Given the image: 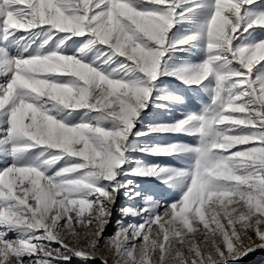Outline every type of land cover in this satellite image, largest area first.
<instances>
[{
	"label": "snow or ice",
	"instance_id": "6c2138e0",
	"mask_svg": "<svg viewBox=\"0 0 264 264\" xmlns=\"http://www.w3.org/2000/svg\"><path fill=\"white\" fill-rule=\"evenodd\" d=\"M190 2L0 0V264L95 259L117 197L141 196L133 190L139 185L122 179L131 176L179 184L183 195L170 204L144 196L142 206L121 207L104 245L117 264H153L157 252L154 264H236L264 250V39L234 44L249 29H264V7H253L260 0H213L203 32L170 42L177 17L194 10L176 9ZM74 38L86 42L68 54L65 45L82 43ZM198 39L206 58L168 71L167 52ZM96 44L104 50L86 60ZM114 57L122 59L111 68ZM162 75L196 86L214 77L202 114L148 129L193 135L196 145L140 149L190 154L192 164L125 170L129 137ZM127 217L142 222L126 225ZM197 233L203 248L187 240Z\"/></svg>",
	"mask_w": 264,
	"mask_h": 264
},
{
	"label": "rangeland",
	"instance_id": "374dc122",
	"mask_svg": "<svg viewBox=\"0 0 264 264\" xmlns=\"http://www.w3.org/2000/svg\"><path fill=\"white\" fill-rule=\"evenodd\" d=\"M213 0H191L190 3L181 4L176 9L178 13L184 12L185 9H194L188 12L182 19L177 17V23L173 29L169 32L170 42L177 41L186 38L190 34H199L204 31L205 23L212 14L211 4ZM197 5H205L204 7H196ZM137 7L155 8V5H137ZM163 8V6H159ZM253 7H264V0H260L259 5ZM82 41L80 44L74 45L69 49L68 45H65V51L68 54H72L76 49L83 47V43L86 42V38H74ZM264 39V29L257 28L255 30L249 29L248 32L242 34L239 40L234 41V44L241 42H249L251 40ZM72 42L68 41L70 45ZM97 50L103 51V46L99 44L91 46L85 52V59L91 60L95 57ZM15 51V48H13ZM206 58V49L204 39H198L189 44L183 45L180 48H173L167 52L164 57V66L168 71L180 70L198 64ZM103 59V58H102ZM122 58L114 57V63L111 64V68H115L117 63ZM99 63V62H98ZM235 68H239V65H233ZM0 83H3V78L0 77ZM155 89L152 93V102L144 108L140 114L139 120L136 123L135 128L132 130V135L129 137V151L127 152L128 163L125 164V170H131L141 166L149 165H161L169 166L174 169H188L192 164V157L190 154H178L173 156H158L149 155L146 151H140L143 149H150L154 146L171 145L179 143L183 145H196L198 138L193 135L187 134H175L171 132H152L148 133L150 127L157 125H173L175 122L185 118L190 114H202L204 110L211 104L214 96V77L210 76L202 85H188L177 78L176 75H162L156 82ZM166 98H182V100H172ZM105 127H111V122H107ZM247 131V130H246ZM148 133L146 135L136 136V133ZM245 146L238 145L237 148H243ZM233 148L231 151H235ZM27 159V157H26ZM2 166V165H0ZM60 165H57L59 167ZM122 179H131L138 188H134V191L141 193L140 197H137L135 202L129 201L123 195V191L117 197V202L113 208L111 222L106 226L103 236L100 238L99 247L100 252L97 253L95 259H88L85 261L82 258L73 257L71 264H103L101 254L103 258L107 260V264H117L118 257L115 254V250L104 247L108 237L114 235L116 231V220L121 217L120 209L126 203L132 204L133 207L142 206L143 197H151L155 201H163L165 204H170L173 201L179 200L183 195V187L179 184L164 183L160 179L153 178L151 176H131L123 177ZM163 215V208L160 210ZM142 222L139 217H127L124 223H140ZM95 230V225L90 226ZM202 227V226H201ZM154 229L158 226L154 225ZM81 230L78 227V231ZM14 238V234H10ZM151 238H155V233L151 234ZM71 236L66 237V241L71 240ZM189 242H195L197 246L205 247V242L202 234H189L187 237ZM136 243L137 245L143 244V240L130 241V243ZM59 245L52 244L51 247L55 248ZM187 247V246H186ZM185 247V252H186ZM87 250V249H86ZM90 251V250H88ZM264 250H257L256 252H263ZM187 254V252H186ZM158 258V252L152 255L153 264ZM244 259V258H243ZM240 260L236 264H241ZM119 264H124L123 260H119ZM257 264H264V258L259 260Z\"/></svg>",
	"mask_w": 264,
	"mask_h": 264
},
{
	"label": "trees",
	"instance_id": "16d2710c",
	"mask_svg": "<svg viewBox=\"0 0 264 264\" xmlns=\"http://www.w3.org/2000/svg\"><path fill=\"white\" fill-rule=\"evenodd\" d=\"M264 258L263 252H255L253 254H249L247 257L243 259L241 264H257V262Z\"/></svg>",
	"mask_w": 264,
	"mask_h": 264
}]
</instances>
